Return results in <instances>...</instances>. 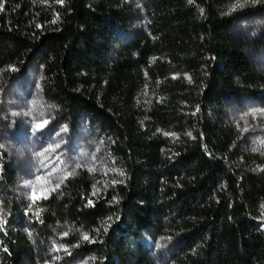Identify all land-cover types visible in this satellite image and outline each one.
<instances>
[{"label":"trees","instance_id":"obj_1","mask_svg":"<svg viewBox=\"0 0 264 264\" xmlns=\"http://www.w3.org/2000/svg\"><path fill=\"white\" fill-rule=\"evenodd\" d=\"M231 1L0 0L2 88L33 78L102 153L32 202L1 155L0 264H38L54 237L70 262L158 264L151 245L165 238V264H264V160L240 140L245 104L264 106V70Z\"/></svg>","mask_w":264,"mask_h":264},{"label":"rangeland","instance_id":"obj_2","mask_svg":"<svg viewBox=\"0 0 264 264\" xmlns=\"http://www.w3.org/2000/svg\"><path fill=\"white\" fill-rule=\"evenodd\" d=\"M226 16L233 24L235 35L248 46L249 59L264 70V49H255L254 41H264V0H232ZM0 74V157L9 162L17 172L16 192L27 201H34L56 191L78 167L94 168V159L102 153L82 127L71 133L58 122L55 113L37 91L34 79L25 83L10 82L4 90ZM148 96V94H147ZM241 126V146L247 152L264 160V106L248 101ZM47 120V125L33 131L36 125ZM67 131H61V129ZM59 133V134H57ZM59 145V147H57ZM0 182V191H1ZM5 222L0 206V232ZM27 232L34 235L31 224ZM50 243H40L36 250L38 264H91L84 257L70 262L72 247L64 245L58 237ZM174 243L165 238L151 245L158 264L168 263Z\"/></svg>","mask_w":264,"mask_h":264},{"label":"snow or ice","instance_id":"obj_3","mask_svg":"<svg viewBox=\"0 0 264 264\" xmlns=\"http://www.w3.org/2000/svg\"><path fill=\"white\" fill-rule=\"evenodd\" d=\"M47 123H48V121L47 120H44L43 123L36 125V128L33 131L34 132L35 131H39L40 129L44 128L47 125ZM61 131H67V129L66 128L65 129H61ZM57 134H59V133H57ZM57 147H59V145H57ZM83 239L87 240L89 238L85 235L83 237Z\"/></svg>","mask_w":264,"mask_h":264}]
</instances>
